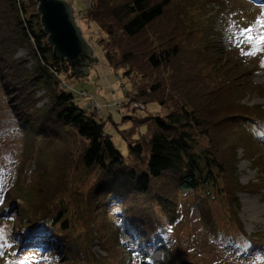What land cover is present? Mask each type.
Wrapping results in <instances>:
<instances>
[{
    "label": "trees",
    "instance_id": "1",
    "mask_svg": "<svg viewBox=\"0 0 264 264\" xmlns=\"http://www.w3.org/2000/svg\"><path fill=\"white\" fill-rule=\"evenodd\" d=\"M173 2L91 0L84 11L75 10L81 24L96 25L95 42L107 64L127 79L130 88L124 103L156 102L168 109L166 115H138L145 106L122 116L132 123L120 130L128 143L124 155L105 132L101 115L78 104L68 89L65 79L74 74L54 54L41 22L39 1L0 0V87L29 141L20 175L0 195L7 202L4 219L14 222L15 257L26 252L39 264H98L88 252L106 226L95 229L87 224L79 232L63 196L70 172L76 168L95 176L86 198L79 193L85 202L82 217H89L88 223L111 214L108 223L119 234L120 247L137 258L169 247L168 234L179 220L180 191L196 194L202 209H211L209 201L219 199L231 214L238 215L241 204L236 194L244 188L238 162L235 155H222L221 145H260L264 119L240 99L244 89L235 83L237 65L217 56L210 75L217 83L211 87L199 80L202 77L193 61H183L178 26H184L177 16L168 14ZM194 30L200 31H184L191 40ZM21 48L30 50L36 59L34 67L18 56ZM40 92L44 94L38 96ZM46 97L48 102L38 106ZM233 125H239L238 132L229 129ZM243 125L251 128L252 136ZM200 139L207 144L201 145ZM28 174H36L30 184L27 178L23 181ZM122 235L133 238V247H127ZM248 241L241 253L264 250V243Z\"/></svg>",
    "mask_w": 264,
    "mask_h": 264
},
{
    "label": "rangeland",
    "instance_id": "2",
    "mask_svg": "<svg viewBox=\"0 0 264 264\" xmlns=\"http://www.w3.org/2000/svg\"><path fill=\"white\" fill-rule=\"evenodd\" d=\"M67 1L77 6L79 11H84L89 5L84 0ZM168 14L177 16L181 25L184 26L182 29L178 26L182 42H184L182 58L183 61L191 60L196 64L202 77L199 80L206 81L208 86L213 87L217 82H214L210 75L214 64H217V56L222 57L221 60H230L232 64L237 65L235 70L238 78L235 83L240 84L238 87L243 86L244 89L243 94L239 96L240 99H243V103L257 109L256 117L264 119V44H261L259 50L253 53L256 48L255 39L253 41L247 39L248 35L255 38L264 34V0H174ZM171 18L173 23L179 25L174 17ZM76 19L85 38L94 48L98 62L90 68L88 76L66 77L68 89L74 93L75 101L81 106H86L88 97L85 98L79 94L80 91L85 90L105 106L107 103H113L116 98L121 103L128 102L124 92L125 89L130 88V85L120 72H115L107 64L100 46L95 42L98 37L96 25L81 24L77 14ZM248 28H252L253 31L241 35ZM189 29H200V31L194 30L193 40L191 35L184 32ZM213 31L216 33L215 36L212 35ZM249 53L253 54L249 55ZM18 56L26 57L30 67L36 65V59L28 48H21ZM114 90L117 92L115 93ZM43 94L44 92H40L38 96ZM46 102H48L47 97L38 106ZM144 105L147 109L138 111L140 116L157 114V112L161 115L168 113V109L156 102ZM100 112L105 132L112 136L116 147L127 155L128 143L120 130L131 126L132 123L123 121L122 116L132 112L126 110L121 113L113 106H106ZM239 125L230 126L229 129L238 132ZM248 126L249 124L246 127ZM246 127L244 126L245 132L252 136L251 128ZM245 132L243 138L248 140ZM220 138H222L221 135ZM28 143L25 130L19 127L11 114L0 87V195L20 175ZM200 143L206 145L207 140L200 139ZM221 146L222 155H235L238 162L236 168L244 187L236 194L241 204L238 215L231 214L227 205L219 199L209 201L211 209H202L200 207L202 203L196 204L199 199L196 194L180 191L176 215L179 220L173 223L168 234L169 247H159L154 253L146 254L143 258H137L130 250L120 247L118 243L120 236L116 230L110 228L108 216L111 214L108 212L107 215H99L98 218L86 222L89 217L85 219L82 217L85 213V202L81 201V196L86 198L95 176L81 173L78 168L71 170L69 188L63 196L73 218L77 219V230L84 232L87 224L95 229L100 228L101 224L106 226L103 228L104 231L98 232V235L97 232L95 233L97 238L94 239L88 256L92 254L91 256L97 259L98 264H122L123 262L124 264H181L182 261H190L194 264H264V250L254 254L240 252L241 248H248L249 238L264 243V137L260 145L238 144L234 147L231 144L227 147L222 144ZM25 178H27V184H30L36 179V174L24 176L23 181ZM79 193L82 195L80 196ZM4 202L6 201L0 203V264H30L31 262V264H39L31 261L30 254L26 252H21L17 257L14 256L13 250L17 246L15 243L12 244L11 239L14 222L4 219L3 208L7 203ZM121 238L126 242L127 247H133L134 240L131 236L122 235ZM17 244L21 245L20 242ZM105 245L108 247L106 250H104ZM25 259L30 263L23 262ZM69 263L63 262V264Z\"/></svg>",
    "mask_w": 264,
    "mask_h": 264
},
{
    "label": "water",
    "instance_id": "3",
    "mask_svg": "<svg viewBox=\"0 0 264 264\" xmlns=\"http://www.w3.org/2000/svg\"><path fill=\"white\" fill-rule=\"evenodd\" d=\"M38 1L41 22L54 54L68 63L75 76H88L98 58L76 19L74 5L67 0ZM181 264L194 263L182 261Z\"/></svg>",
    "mask_w": 264,
    "mask_h": 264
},
{
    "label": "built area",
    "instance_id": "4",
    "mask_svg": "<svg viewBox=\"0 0 264 264\" xmlns=\"http://www.w3.org/2000/svg\"><path fill=\"white\" fill-rule=\"evenodd\" d=\"M86 2L89 3V5L91 4V0H84ZM75 10L77 9V6H74ZM69 86V85H67ZM114 92L116 93L117 91L114 90ZM127 90L125 89L124 92V96L126 94ZM81 96L85 97L88 99V103L86 104V109L95 111L97 115H101V110L104 107H115L117 108L121 113H124L126 110H133V109H144L145 105L141 102H137L134 101L133 103H131L130 105H126L124 102H119V100L116 98L115 101L113 103H107V105L105 106L104 103H101L100 101H98L97 99H95L94 97H92L91 95L88 94L87 91H80L79 93Z\"/></svg>",
    "mask_w": 264,
    "mask_h": 264
},
{
    "label": "snow or ice",
    "instance_id": "5",
    "mask_svg": "<svg viewBox=\"0 0 264 264\" xmlns=\"http://www.w3.org/2000/svg\"><path fill=\"white\" fill-rule=\"evenodd\" d=\"M252 31H253L252 28H248V29L244 30V32H242L241 35H244L245 32H246V33H251ZM247 39H248L249 41H253V39H255L256 48L253 50V53H254L255 51L259 50V46H260L261 44H264V34L258 35V36H256L255 38H253L252 35H248V36H247ZM253 53H249V55H252ZM0 203H2V200H0Z\"/></svg>",
    "mask_w": 264,
    "mask_h": 264
},
{
    "label": "bare ground",
    "instance_id": "6",
    "mask_svg": "<svg viewBox=\"0 0 264 264\" xmlns=\"http://www.w3.org/2000/svg\"><path fill=\"white\" fill-rule=\"evenodd\" d=\"M240 202V201H239Z\"/></svg>",
    "mask_w": 264,
    "mask_h": 264
}]
</instances>
